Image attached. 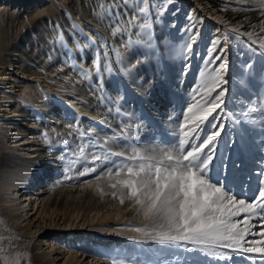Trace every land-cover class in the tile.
Masks as SVG:
<instances>
[{"label": "bare ground", "instance_id": "1", "mask_svg": "<svg viewBox=\"0 0 264 264\" xmlns=\"http://www.w3.org/2000/svg\"><path fill=\"white\" fill-rule=\"evenodd\" d=\"M171 1H174L175 8L169 4ZM200 1L215 15L216 21L229 25L232 31L239 32L247 39L254 38L257 43H260V40L264 38V32L261 31L264 29V0ZM190 3L188 0H145L144 3H141L140 0H127L125 11V5L121 4L120 0H0V85L2 86L0 87V100L8 110V123L16 122L15 138L12 142L26 138L28 141L26 145L29 147L27 152L36 155L43 162L47 161L46 165L38 164L32 159L0 151V168L6 170L0 175V190L14 192L21 187L27 192L31 184H35L41 178L38 187L43 186L48 196L42 204V212L49 215L50 218L56 213L66 216L68 220L81 216L85 220L93 221L94 215L92 214L94 212L95 214L99 213L108 207H112L117 216L120 215V212L125 211L133 214L135 208L129 206L131 202L127 198L125 203L121 204L117 198L119 192H117V197H113L111 193L115 190L109 186L110 184L106 183L107 186L102 184L110 177H114L113 181L115 182L117 179L115 176L104 175L100 179H95V173L91 178L73 176L75 173L78 175L81 169H78L77 172L74 171L77 161L74 162L73 158L65 152L62 130L67 128H71L75 132L86 130L80 129L78 125L77 127L70 126L69 123L72 121L63 112L64 104L57 95L65 94L69 99L76 98L78 95L87 97V101L79 108L89 112L90 115L100 116L103 123L108 125L106 130L99 129L97 138L99 142L107 139V149L122 150L120 145L124 143L138 145L145 150L175 144L180 134V125L184 122V116L180 119L178 113L186 112L191 104L200 101L191 98L188 91L178 89L177 84L179 81L197 80L194 67L202 63V51L205 50L206 53H209L211 50V48L204 47L205 41L210 40V44L215 41L212 40L215 35L206 33L207 35L211 34L210 38L203 37L201 40L199 39L200 43H197V38L192 52L187 54L190 57H183L182 50L189 42L192 28L187 27L183 33L180 31L186 22L187 25H192L193 21L185 18L184 23H181L182 26L176 27L174 33L165 29L162 24L168 25V21L164 20L165 16H172L175 11L179 13L182 9L188 11L192 18L198 17L197 11L194 12L195 8ZM140 7L145 8L146 11L140 15L135 26H129L126 20L124 23H120L121 18L124 19L126 15L131 16L133 10ZM113 8L120 9L119 15L112 11ZM162 8L165 10L163 11ZM159 15L162 16L159 17ZM202 16L200 15L202 21L198 31L209 28L213 24L209 23L212 19L207 20ZM160 21L163 23L161 24ZM117 23L119 28L123 29L122 31L117 30ZM177 23H180L178 18ZM83 28L89 33L81 32ZM64 29L66 30L64 31ZM247 33H252V35H245ZM219 34L218 40H221V33ZM95 37H97L96 40H94ZM228 39L227 42L233 41L228 47L233 48L236 39L234 36H228ZM155 41L159 44L158 49ZM65 44L70 51L67 55L70 54L74 57L76 54L80 55L79 48L82 45L86 47L88 53L91 51L89 47H95V45L99 47L98 54L102 59V80L105 81L106 90L110 91L116 100V105L106 102L100 92L88 96V92L84 90V83L76 77L66 76L67 79L63 78L65 74H71L70 69H63V59L67 55L60 45ZM226 44L228 43L223 45ZM195 47H197L196 51ZM222 48L224 49V46ZM157 50L168 59L165 63L161 61ZM197 51L200 53L195 55ZM95 53L94 50L91 53L93 61ZM235 55L243 56L239 49ZM223 59L227 60L228 58L224 57ZM137 63L139 65L136 68ZM12 66L17 69L18 73L39 78L47 73L45 70L49 71L48 79H44V81L50 88L49 92L54 93V96L43 100L46 93L41 87L39 88L38 83H34L30 79L15 76L14 80L9 82L6 67L11 68ZM181 67L184 68V73L181 71ZM237 67V71L240 73L242 67L241 65H237ZM80 71L84 74L88 72L82 68ZM96 72L93 74V80L95 83L101 84L102 80ZM141 75H144L143 80H140ZM160 79L167 80L170 89L169 95H157L160 90ZM9 83L11 84L9 90H13L12 92L4 90ZM88 83L89 81H87ZM234 83L239 88H234L231 95L240 90L247 95H250L251 91H256L260 94L261 103L257 104L258 98L256 97L255 105L264 107V102H262L264 99L263 82L253 84L256 89L246 83L237 81ZM149 87L156 92L155 99L147 94L150 91ZM245 88L246 91H244ZM14 89L16 90L14 91ZM120 91L123 94L130 91L132 98L135 95L133 99L134 101L137 99V102L133 105L126 104L120 99ZM2 93L5 94V97L2 96ZM187 94H190L188 98ZM200 102L203 103L202 100ZM41 115L49 116L56 121L50 122L43 119ZM2 120L3 118L0 116V124ZM21 121H25V123H21ZM228 127L230 129L225 134L224 141L235 140L238 134L244 137V143L241 145L242 152L229 149L233 155L238 153L242 156L252 135V127L246 126L249 129L248 134H245L240 125L234 124L233 120L231 126ZM91 128L92 124H88L87 129ZM122 129L123 133L125 129L128 130L129 135L126 140H121V143H118L113 133L119 134ZM56 133L57 137H61L60 140L54 138V142L47 141L46 135L51 134L52 136ZM4 135L5 132L0 131V137ZM1 147L7 148L4 143H1ZM224 148L225 143L222 141L219 145L221 154ZM231 152H229V156ZM79 154L81 153L78 150L75 157L79 156L78 160L84 167L85 162L82 154ZM90 154L85 152L83 156ZM46 167L51 169H46ZM228 171L230 172V169ZM249 172H252V168ZM252 187L253 189L256 187L255 176L252 177ZM234 193H236L237 199H244L247 195L253 194V192H241L238 185H236ZM32 198L33 195H30L29 199ZM236 218L235 220H237ZM252 224L256 227L258 221ZM0 225H3L1 221ZM125 226L124 228L117 227L116 230L119 232L117 235H126L127 237L138 235L127 230L136 225ZM95 231L111 235L110 228L106 232L98 229ZM78 236L84 239L87 235L80 232ZM83 242L81 241L79 246L84 245ZM129 242L135 246L137 244L128 238L127 243ZM148 245L145 251L139 252L145 254L148 259L160 255L159 245L152 243ZM85 250L91 252L96 259L101 260L102 264H112L114 258L128 255V252L118 245L110 246L108 249L88 246ZM22 253V255L17 254L11 258L20 256L22 257L21 264H29L27 254L24 250Z\"/></svg>", "mask_w": 264, "mask_h": 264}, {"label": "snow or ice", "instance_id": "2", "mask_svg": "<svg viewBox=\"0 0 264 264\" xmlns=\"http://www.w3.org/2000/svg\"><path fill=\"white\" fill-rule=\"evenodd\" d=\"M120 2L126 11L127 0ZM112 11L118 14L120 9L113 8ZM145 11L143 7L134 9L133 14L126 15L124 19L129 26H135ZM117 30H123L118 23ZM245 35L251 36L252 33ZM197 38L198 32L193 30L182 53H191ZM251 43L256 44L257 41ZM218 45L219 40L213 41L211 51L216 55L208 59V63L214 65L211 72L201 73L205 77V94L201 96L203 103L196 101L187 108L175 144L145 150L138 145L124 143L120 145L122 150H115L106 148L107 139L99 142L92 138L90 132L80 133L79 152L85 166L78 176L94 173L95 179L104 175L115 176L117 179L109 185L115 190L111 195L117 197L119 192L117 198L121 204L127 198L131 202L129 206L135 208L143 221L127 229L138 234L129 239L137 244L160 246V255L155 259H145L142 252L133 251L114 258L112 264H200L190 255L193 252L202 254L208 264H264V167L244 175L242 160L229 163V157L219 152L222 141L231 151L243 150L244 137L239 134L235 140L224 141L225 117L248 134L246 126L252 121L245 117L259 113L257 118L261 127L258 131L264 145V107L252 104L251 96H248L245 97L248 104H242L239 115L233 113V116H228L225 108V97L229 93L226 87L229 80L225 78L228 65L221 55L224 50L217 48ZM259 47L264 48V38L260 40ZM95 63L99 71V61ZM255 71L252 62L245 63L239 73L241 83H245L243 77L246 75L251 79ZM259 74L264 76V67L259 69ZM240 94L243 95V91ZM259 95L257 93V104L261 103ZM113 136L126 140L123 134L113 133ZM86 148L93 151L83 156ZM261 158L264 160V154ZM229 169L236 171L229 172ZM253 175L255 189L252 187ZM230 183L238 185L241 192H253L251 201L237 199L229 187ZM241 213L246 214L244 221L235 220ZM253 218L262 225L259 231H253ZM21 259L17 256L9 262L5 257L4 261L5 264H21Z\"/></svg>", "mask_w": 264, "mask_h": 264}, {"label": "rangeland", "instance_id": "3", "mask_svg": "<svg viewBox=\"0 0 264 264\" xmlns=\"http://www.w3.org/2000/svg\"><path fill=\"white\" fill-rule=\"evenodd\" d=\"M190 1L191 5L194 9V12L197 11V16L195 18H192L191 14L188 13V11H184L183 9L177 13L176 11L173 13L172 16H165L164 20L167 22L168 25L161 24L165 26L164 28L167 30H170L172 33L175 32L176 27L181 25V23H184V19H189V21H193L192 25H187V22L182 27V30L180 33L185 32L187 27H191V32L196 29L198 32V41L197 43H200V40L204 38H210V35H215L212 40H218L219 33H221V40L220 45L217 46V48H221L224 46V51L221 54L222 57H227V72L225 73V78L229 80V84L226 85V87L229 88V93L225 97L226 99V111L228 113V116H233V113H236L239 115L242 104L247 106L248 101L245 99V97L251 96L252 104L255 103V98L257 97V92L251 91L250 95H247L243 93L241 95L240 91H235L231 95V92L234 90V88H239L238 85L235 86V81L241 82V77L239 75L238 67L237 65H241L242 69L244 68L245 63L252 62L255 66V69L257 71L253 72L251 74L252 78L249 79L246 75L243 77V80L245 83L253 87V84H256L257 82H263V89H264V76L259 74V69L261 67H264V48L259 47V43L252 44L251 41H254L255 39H247L246 36H243L239 32L232 31L229 25H225L224 23L218 22L215 19V15L211 13L210 9L204 5L200 0H188ZM170 5H174V1L169 3ZM47 6V4H45ZM43 7V6H42ZM163 9V8H162ZM165 9H163L164 11ZM177 10V9H176ZM179 10V9H178ZM191 12V11H190ZM164 13V12H162ZM161 13V14H162ZM119 15V13H118ZM200 15H203L202 17L204 19H212L209 21L211 26L209 28L202 29L201 31H198L199 27L201 26L202 18H200ZM162 15H159L161 17ZM177 18L179 19L180 23H177ZM190 18H192L190 20ZM181 19V20H180ZM120 23H124L125 19L121 18ZM199 25H197V24ZM182 26V25H181ZM66 29H64L65 31ZM81 31V30H80ZM85 31L86 33H89L84 28L81 32ZM206 33H211L210 35H207ZM75 35L78 36L77 33L74 32ZM228 36H234V39H236L234 43V47L229 48L228 45L233 43L231 40L230 42H227ZM225 37V38H223ZM97 37H95L94 40H96ZM200 39V40H199ZM156 42V41H155ZM210 40L207 39L205 41L206 49L211 48L212 44H210ZM225 43H228L226 45H223ZM157 49L159 48L158 42H156ZM60 48L66 53H69V47L67 45H60ZM91 50L89 53L87 52V49L85 46H80V55L77 54L74 56H71L70 54L64 58V65L63 69H70L71 74L67 75L65 74L64 79H67V77H76L78 80L82 81L85 85L86 92H88V96H91L92 93L100 92L106 102H111L114 105H116V100L113 98L110 91H107L105 88L103 75L101 71V58L99 53V47L95 45V47H89ZM238 49L241 50L242 57L239 55H235V53L238 52ZM259 49V50H257ZM93 50L96 52L94 61L92 59L91 53ZM194 50H197V47L194 48ZM74 51V50H73ZM200 52H195V55H198ZM157 54L159 57H161V61L165 63L168 59H166L163 54L157 50ZM216 52H213L210 50L209 53H206L205 50L202 51L201 56L202 58V65L199 63L197 66L194 67V72L196 73L197 80H191V81H179L177 84V88L182 90L188 91V93L191 94V98L195 97L196 100H202L201 96L205 94L204 88H205V77L201 75V73L208 74L211 72L214 65L208 63L209 56H215ZM185 58H189L187 54L183 55ZM99 61V71L97 70V66L95 61ZM93 61V62H92ZM93 63V64H92ZM219 63V61H217ZM94 65V68H93ZM138 63L136 64V68L138 67ZM8 68V69H7ZM73 68V69H72ZM84 69L88 71L86 74L81 72L80 70ZM17 69L15 67H6V73L7 77H9V82H12L14 80L15 76H18L20 78L24 79H30L34 83L39 84V88L41 87L46 93V95L43 96V100H47L49 97L54 96V93H50V88L47 86V83L44 81V79H48L47 76H49V71L45 70L43 75L39 77L34 76H27L21 73H18L16 71ZM97 71V72H96ZM181 71L184 73L185 70L183 67H181ZM94 72L97 73V75L100 76L102 82L101 84L95 83L93 80V74ZM95 73V74H96ZM48 74V75H47ZM67 76V77H66ZM14 77V78H13ZM144 75H141L140 80H143L142 78ZM86 79V80H84ZM87 81H89V85L87 84ZM11 84L9 83L8 86L4 89L6 91L12 92L9 90V87ZM159 86L160 90L157 92L158 96H162L163 94L169 95L170 89L167 83V80H159ZM0 87H2L0 85ZM137 87V86H135ZM256 89V88H255ZM16 89H14L15 91ZM89 90V91H88ZM148 95L151 96L153 99H155L154 96H156V92L153 91V89H149ZM258 91V90H257ZM155 92V93H154ZM3 94V93H2ZM121 91L119 92L120 99L125 101L126 104L133 105L137 102L134 101V97L132 98V95L130 91L125 92L123 95H121ZM155 94V95H153ZM190 94H187V98ZM117 95V92H116ZM5 97V94L2 95ZM61 99V101L64 104V111L65 114L68 116L69 120L72 122L69 123L70 126H79L80 129H85L87 132L91 133V136L94 140H97L99 136V129L100 130H106L108 128V125L103 123V120H101L100 116L97 115H90L89 112L81 110L79 107L87 101V97L85 95H78L76 98H68L65 94L57 95ZM203 102V100H202ZM262 102H264V99H262ZM185 112H179L178 116L180 119L184 116ZM223 115V114H221ZM0 116H2L3 120L0 124L1 128L0 131H4L5 135L3 137H0V151L16 154L19 156H23L26 159H32L36 163H40L43 165H46V162L41 161L39 157L36 155L29 154L28 146L26 143H28L26 138H23L19 141L12 142L15 138V132H16V122H13L12 124L8 123L9 120L8 117V110L5 109V106L2 105V101L0 100ZM259 116V113L257 114H251L248 117H245V119L251 120L252 123L248 126L251 128V137L248 140L247 146L244 150L245 153L239 155L237 153L233 155V152L229 150V148L225 147L223 149L222 154H224L226 157H229L228 162L231 163L232 160H242L243 161V168H244V175H247L249 170L252 168V173H255L258 168L264 167V160H262V154H264V145L261 144L262 137L259 134L258 129L261 127L260 119L257 117ZM43 119H47L50 122H55L56 120L53 118H50L49 116L41 115ZM235 118V117H234ZM231 121L227 117L224 118V123L226 125L225 128V134L229 131V125L231 126ZM21 123H25V121H21ZM88 124H92L91 129L88 128ZM84 126V127H83ZM80 133L81 132H75V130H72L71 128H67L65 130H62V139L65 143V152L73 158V161L76 164L74 165V171L77 172L78 169H82V164L79 162V156L75 157L76 152L81 147V140H80ZM123 134L126 137L129 135L128 130H124ZM180 135V134H179ZM178 135V136H179ZM226 135H224L225 137ZM21 138V137H20ZM61 137H57V133L52 135L48 134L46 135L47 141L54 142L53 139ZM116 139V142L121 143V140L117 137H114ZM1 143H4L7 148H2ZM79 147V148H78ZM73 151V152H72ZM75 151V152H74ZM93 149L86 148L85 152L91 153ZM84 152V153H85ZM229 152H231V155L229 156ZM83 153V154H84ZM81 155V154H79ZM77 160H76V159ZM77 165V166H76ZM46 169H51L49 167H46ZM44 169V170H46ZM6 170L0 168V175L4 173ZM235 169H230V172H235ZM51 173V172H50ZM73 176H78L76 173L73 174ZM88 178H91L92 175H85ZM254 176V175H253ZM84 177V176H82ZM114 177H110V179L105 180L102 182V184L106 185V183L111 184ZM231 179V177H229ZM51 179V177H50ZM62 179V178H61ZM50 181V180H49ZM41 183V178L35 182V184H31V187L26 192L25 189H22L19 187L14 192H2L0 190V221L3 225H0V264H5L4 258L7 257L8 261L10 260L11 256L14 255H22L23 250L27 254V260L29 264H102V261L98 258L96 259L91 252L86 251L85 248L90 246L93 248H99V249H108V247H112L113 245L120 246L123 250H126L128 252V255L131 254L133 251H136L138 254L139 251H145L147 246H149V243L140 244L137 246L127 243V240L129 237L126 235H117L119 232L116 230L117 227H126L125 225H140L142 224V217L137 215V212L133 214H129L125 212H120V215L117 216L115 212L111 208H105L102 209L99 213L95 212L92 214L94 215V220L89 221L81 218H75L72 220L66 219V216L56 213L53 214V216L50 218L49 215L47 216L45 213L42 212L43 202L46 201L48 196L47 193H45L43 186L38 187V185ZM45 185V184H44ZM103 185V186H104ZM107 186V185H106ZM104 186V187H106ZM229 187L232 188L233 192L236 188V184H229ZM30 195H33V198L30 200ZM242 195V194H240ZM253 195V194H252ZM251 196L247 195V197H244V199L248 202L251 201ZM240 197V196H239ZM238 197V198H239ZM126 199V198H125ZM240 199V198H239ZM245 213H241L239 216H237V220L244 221ZM235 219V218H234ZM49 220H53L50 222ZM255 221H258V224L255 228H253V231H259L261 228V223L257 218H253L251 223H254ZM247 223V222H244ZM244 223L241 224V227L244 226ZM6 225V226H5ZM110 228L111 235L109 234H102L97 231L102 230L103 232L108 231ZM40 230V231H38ZM32 231L31 233H29ZM83 233L87 235L84 239H81V237L78 236L79 233ZM115 233V234H114ZM252 237H249L251 239ZM257 239L259 237H256ZM81 241H84L85 243L82 246H79L81 244ZM190 255L195 257L197 260H199L200 264H208V260L205 259V257L197 252H193ZM145 259H148L145 254H143ZM155 259V258H153ZM210 259V258H209ZM235 259V257L233 258ZM238 264H242V262H238Z\"/></svg>", "mask_w": 264, "mask_h": 264}]
</instances>
